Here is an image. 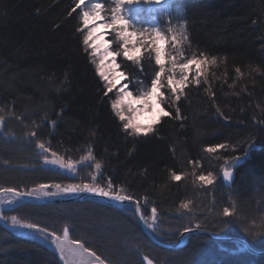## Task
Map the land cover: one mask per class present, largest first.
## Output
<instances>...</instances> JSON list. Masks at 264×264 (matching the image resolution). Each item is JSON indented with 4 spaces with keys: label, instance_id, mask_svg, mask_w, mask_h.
Instances as JSON below:
<instances>
[{
    "label": "trees",
    "instance_id": "trees-1",
    "mask_svg": "<svg viewBox=\"0 0 264 264\" xmlns=\"http://www.w3.org/2000/svg\"><path fill=\"white\" fill-rule=\"evenodd\" d=\"M144 2L135 0L128 10L141 31L154 16L141 8ZM164 4L157 18L165 46L172 34L181 63L203 59L205 64L190 72L177 98L151 48H143V72L136 75L149 82L161 72L160 107L169 115L160 113L148 132L137 135L124 129L112 107L113 94L86 49L80 0H0V190L28 193L40 184H89L137 201L147 230L161 242L175 243L187 228L237 237L264 251V0ZM117 62L131 77L136 73L121 54ZM53 154L63 164L85 161L82 169L91 178H79L81 167H50L45 161ZM226 169L234 170L230 187L220 178ZM209 173L211 185L199 180ZM16 198L20 203L8 218L17 213L40 227L51 223L45 231L54 235L67 229L68 242L78 241L93 253L91 264L96 256L104 264H144L143 258L165 264L166 254L197 249L211 252L202 264H264V254L254 255L241 244L194 234L180 251L162 248L143 234L132 204ZM4 212L0 264H64L48 244L50 236L44 242L21 234L5 222ZM84 213L118 222L124 231L113 236L128 252L113 238L102 242L100 231L84 228ZM157 226L166 231L156 232ZM73 249L69 255L80 258L71 257L77 264L85 256Z\"/></svg>",
    "mask_w": 264,
    "mask_h": 264
},
{
    "label": "rangeland",
    "instance_id": "rangeland-1",
    "mask_svg": "<svg viewBox=\"0 0 264 264\" xmlns=\"http://www.w3.org/2000/svg\"><path fill=\"white\" fill-rule=\"evenodd\" d=\"M80 1H81V5H82L81 6L82 20H83L82 21V31H83L84 42L87 38V46H86L87 48L86 49L89 50L93 65H94L98 75L102 79L104 86L106 88V91L108 93L113 94L112 107L116 101H118V100L122 101V104L114 109L116 114L118 115L119 112H121V111L123 112V114L126 117V119L124 120V123H126L128 121V119H132L133 124L140 127L142 130L139 134L148 132L152 128V125L157 121L161 112H160V108H158L156 106L157 101L155 98L138 99L139 97L143 96V94L145 92H147L151 89V81H149V82L144 81L143 79H141V76L136 75L137 73L141 75V73L143 72L141 65H140V62H141V57L143 55L144 49L137 46V50L132 51L130 53L134 57L138 58L137 60H131V63H132L131 65H135L137 68L136 73L133 74V76L131 77L129 75V72L127 69L126 70L120 69V65L117 62V55L111 56V55H107V53H106V50H107V51H111L113 53H119L123 57H125L123 54V49L121 47L122 42L119 38L118 31L112 29L111 27H109V28L100 27L101 25H103L105 23H110V21L112 19V15H113L112 8L115 7L114 0H80ZM144 1L145 2L143 4L140 3V6H142L141 8L145 12L153 13L154 16L151 18V23L143 24V30L144 29H148V30L157 29L161 33V29H159V26H158L159 20L157 18V15H163V13L165 12V5H163V3L166 0H144ZM97 3H101L104 5V8L100 13V15L103 17L102 19L94 18V13H95V7L94 6ZM85 13H89L87 19L85 18ZM118 28H119V25H117V29ZM168 36H169L168 40L170 42H169L168 46H165L166 42L164 41V39H158L157 40L155 38V33L153 32L151 34V39L154 40L155 43H154V45L148 44V47H150L151 51L153 52V57H154L155 62H156L157 53L153 50V48L160 49V52H159L160 64H159V66L164 69L163 76H165L167 81H168L169 76H172L174 79L179 80L181 78V75H182L179 66L183 65V63H181L180 60L178 59V57L175 56V54H174L175 39H174L173 35L171 34ZM138 38L139 37L133 36L132 37L133 42H135V40ZM146 41H148V39H145V41H144L145 44H146ZM200 61H201V64H199V65H190V70L187 72V76H189L190 72H193L196 69L202 70V68L205 64V61L203 59H200ZM165 65H168L167 68H165ZM181 87H182L181 85H177V90L180 89ZM169 88L171 89V87H169ZM128 92L132 93L131 99H124V95H126ZM129 104H131L132 109H134L136 111L129 112L128 111V105ZM130 130L133 132L132 129H130ZM145 130H148V131H145ZM50 158H51V160L54 158L58 159L54 155H51ZM79 162H81L82 164L81 163L76 164V165L71 164V169L75 170V169L81 167V171L83 174H80L79 178H81V175H83V177L85 175L88 178H91L90 174H89V176H88V173L86 175V173L84 172L85 169H82L83 167L87 166V163L85 161H79ZM68 164L69 163L67 162V164H64V165L67 166ZM233 164H235V163H233ZM49 166L53 167V168H61L60 164H50L49 163ZM74 170H72V173H74ZM74 175H76V174H74ZM75 177L77 179V176H75ZM88 178H83V179H88ZM53 190L54 189H51L50 191H53ZM5 195H11V194H5ZM73 195H75V194H60V195L55 196V198L56 199L57 198H65V197H71ZM14 196L15 195H11V196H4L3 195V196H1L2 198H0V214H2L4 211H6V212H4V215L7 218L9 217V213L13 214V213H11V211H14L15 206L18 203H20L19 199L16 198L17 196L16 197H14ZM16 215L18 216L17 213H16ZM82 216H83V219L85 221L83 224L84 228H87V229L91 228V231H92V229L100 231V233L102 235L100 237V240H102V242L104 240L105 242L109 243L110 239L113 238L115 240L113 233L119 234V233H122L124 231L122 229V226L118 222L108 221V220H105L99 216L93 217L94 215L91 216L88 213H86V214L84 213ZM17 219L23 223H35V221L33 219H29L28 221H26L27 219L20 218V216L17 217ZM90 220H91V222H89ZM86 221L89 223H86ZM5 222H7V224H8V222L12 223L11 217L8 218V220H5ZM48 224L51 225V223H48ZM48 224L44 223L41 227H43V228H45V230L49 231L50 228L48 226H50V225H48ZM157 227L159 228L156 230V232H158V233L160 231H163V229H164V226H160V227L157 226ZM12 228L17 229L21 234H23L25 236H32V237H35V239L40 238V241L43 240L44 242H45V240L46 241L48 240V239H44V238L39 237L37 234H34L33 231H30L28 229H22L19 225H15V226L13 225ZM164 230L166 231V229H164ZM64 232H65V230H64ZM64 232H63V234H61L62 236L59 234H58V236H61L60 238L64 242V246L67 249V251L65 252V256L68 259V264H75V262L71 260V257L77 259L78 261L80 260V258H77L74 255H72V256L69 255V254H71L70 251L72 252V250H74L73 248L75 246L72 245L70 242H68V236H67V239L65 240ZM189 236L184 235L181 238L179 244L182 245V247L188 241ZM88 240H89V238H88ZM211 240L216 241V242H220V241L215 240V239H211ZM51 241L50 240L47 241L48 244H50V246L52 245L51 248L59 256H61L60 252L57 250L56 245ZM115 241H117L116 246H118V248L123 247V251L128 252L126 246L124 245V241L119 242V243H118V240H115ZM238 244H240V243H238ZM110 250L112 251L115 249L110 248ZM180 250H182V249H178L177 251H180ZM78 252H79V255H81V252L79 250H78ZM82 256H85V257H83L82 261L78 262L77 264H89L87 262V259L90 260V264L92 263V261H93L92 257L86 255L85 253H83ZM210 256H211L210 251H208L206 249H197L195 252H189V253L180 254V255H178V253L166 254L164 257L165 258L164 261L166 262L165 264H202L205 262L204 260H206V259L208 260L210 258ZM122 258H123V256L120 259H122ZM143 260H144V264H149V262H150V264H154L147 258H143ZM62 261L65 264V260L63 259ZM94 264H96V263H94Z\"/></svg>",
    "mask_w": 264,
    "mask_h": 264
},
{
    "label": "snow or ice",
    "instance_id": "snow-or-ice-1",
    "mask_svg": "<svg viewBox=\"0 0 264 264\" xmlns=\"http://www.w3.org/2000/svg\"><path fill=\"white\" fill-rule=\"evenodd\" d=\"M115 7L112 8V19L110 23H105L101 25L100 27L103 28H109L111 27L114 30H117L119 33V38L121 40V47L123 49V54L128 60H137V57H134L130 53L132 51L137 50V46L140 48H147L148 44H145L144 41L145 39H148L149 43L154 45L155 41L151 39V34L154 32L155 33V38L158 39H165V37L157 30V29H144V30H136L134 26L132 25L130 19H129V9L133 6L135 3V0H114ZM95 13H94V18L96 19H102L103 17L100 15L101 11L104 8V5L101 3L95 4ZM89 13H85V18L87 19ZM117 25H119V28L117 29ZM136 36L139 37L138 39L133 42L132 37ZM85 43H87V38L85 40ZM153 50L157 53L156 55V63L159 65L160 64V49L158 48H153ZM107 55L111 56H116L119 53H113L111 51L106 50ZM201 64L200 60L193 59L190 60L188 63H185L180 67L181 71V78L179 80L174 79L172 76L168 77V86L171 87V90L173 93L177 94V98H179V93H177V85H185L186 80L188 79L187 72L190 70V65H199ZM164 69L161 68V72H163ZM161 72L156 73V78L151 80V89L143 94V96L139 97L138 99H147V98H155L157 101L156 106L160 108V112L164 116H168L169 113L167 111H164L163 108L160 107V104L162 103V94H161V88H162V83H161ZM132 93L128 92L126 95H124V99H131ZM122 104V101L118 100L113 104V108H117L119 105ZM2 111V109H0ZM128 111L133 112L136 111L132 109L131 104L128 105ZM119 119L121 121H124L126 119L125 115L123 112H119ZM124 129H132L134 133L139 134L142 130L140 127L136 126L133 124L132 119H128V121L124 124ZM148 131V130H145ZM39 148L43 149L44 152H47L48 149L43 145V144H38L37 145ZM223 147V145H221ZM209 152L215 151L214 148H209ZM55 155V154H53ZM45 163H50V164H60L61 167H65L63 162L59 159H52V160H46ZM233 163H238V159L234 161ZM67 167L71 168V163L67 165ZM97 168H99V165H96ZM181 177L180 176H174L173 179L179 180ZM232 178V172L230 171H224L223 173V179L225 181H230ZM199 180L204 182L207 185H211L213 183V179L211 176V173L207 177L201 175L199 177ZM53 188L54 190L52 192L47 191L48 188ZM8 191H13L12 189H8ZM80 193H89L97 197H102V198H108L110 200L114 201H124L127 199H130L127 196L119 195L117 193H114L111 190H105L103 188L95 187L89 184H69L66 187H61L60 184H55V185H48V184H40L36 189L28 192V193H21V192H16V196H23L27 195L29 197L31 196H37V197H50V196H57L60 194H80ZM182 207H187V205H182ZM223 215L225 217L230 216V212L228 208H225L223 211ZM0 219H4L3 216H0ZM11 221L13 225H19L22 229H28L30 231H33L34 234H37L39 237L47 239L49 236L52 237V242L56 245L57 250L60 252L61 259L65 260V264H68V259L65 256V252L67 249L64 246V242L61 240V238L58 235H54L51 232H46L45 228L38 226L35 223H23L21 224L20 220L17 219L16 216L11 217ZM147 224V222H146ZM149 228L152 227L151 224H147ZM189 229H185V231H188ZM68 236V230L65 229L64 232V238L65 240L67 239ZM75 248L78 249L81 253H87L88 256H93L92 252H89L87 248L84 247L83 244L79 243L78 241L75 242ZM96 264H104V261L100 259L99 256L95 257ZM150 264V262H149Z\"/></svg>",
    "mask_w": 264,
    "mask_h": 264
},
{
    "label": "water",
    "instance_id": "water-1",
    "mask_svg": "<svg viewBox=\"0 0 264 264\" xmlns=\"http://www.w3.org/2000/svg\"><path fill=\"white\" fill-rule=\"evenodd\" d=\"M226 171L232 172L231 180L230 181H225L223 179L224 171L221 173L220 178H221L222 182L224 183V185L226 187H230L232 182H233V180H234V176H235L234 175V170H226ZM16 192H19V191H16V190L8 191V189L0 190V198H1V196L5 195V194L15 195ZM19 197L22 198V199H25V200H32V201H35L37 203H44V204H61V203L73 202L75 200H82L84 198L85 199H96V200L104 201L106 203L114 204V205H117V206H122V205H125V204H132L134 206L135 215H136V218H137V220H138V222L140 224V228H141L143 234L148 238L149 241H151L152 243H154V244H156V245H158V246H160L162 248H166V249H170V250H176V249H178V248H180L182 246L179 243H180L181 238L184 235L189 236V235L194 234V235H199V236H205V237H208L210 239H215V240H218L220 242L240 243L250 253H252L254 255H260L262 253V252L255 251L252 248H250V246L244 240L237 239V238H232V237H215V236H213L211 233H209L207 231L198 230V229H190L188 231H183L178 236L176 244L170 245V244L161 242V241L157 240L154 236H152L149 233V231L147 230V228H146V226L144 224V221H143V218H142V214H141L140 209H139L138 202L133 200V199H131V198L127 199V200H124V201H114V200H110L108 198L97 197V196H94V195L89 194V193H80V194H76V195L71 196V197L57 198V199H51V200L50 199H45V198H42V197H37V196L29 197L27 195H23V196H19Z\"/></svg>",
    "mask_w": 264,
    "mask_h": 264
},
{
    "label": "bare ground",
    "instance_id": "bare-ground-1",
    "mask_svg": "<svg viewBox=\"0 0 264 264\" xmlns=\"http://www.w3.org/2000/svg\"><path fill=\"white\" fill-rule=\"evenodd\" d=\"M226 171V170H225ZM223 172V171H222ZM76 195V194H75ZM74 196V195H73ZM51 200V199H50ZM82 200H96V199H82ZM232 238H237V237H232ZM237 239H240V238H237ZM241 240H243V239H241ZM177 242V241H176ZM176 242L175 243H170V245H172V244H176ZM168 244V243H167ZM182 247V246H181ZM180 247V248H181ZM180 248H178V249H180ZM178 249H176V250H178ZM168 250H170V249H168ZM175 251V250H174ZM256 251V250H255ZM259 252H262L261 254H264V252L263 251H259Z\"/></svg>",
    "mask_w": 264,
    "mask_h": 264
}]
</instances>
